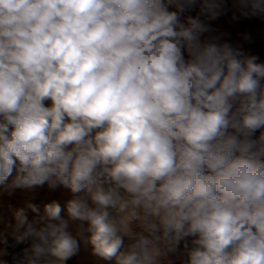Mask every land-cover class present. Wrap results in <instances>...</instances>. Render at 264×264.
Wrapping results in <instances>:
<instances>
[{"label":"clouds","instance_id":"clouds-1","mask_svg":"<svg viewBox=\"0 0 264 264\" xmlns=\"http://www.w3.org/2000/svg\"><path fill=\"white\" fill-rule=\"evenodd\" d=\"M225 9L0 0V186L72 194L0 232L29 244L17 264H66L81 241L114 264H264V62L201 39Z\"/></svg>","mask_w":264,"mask_h":264},{"label":"trees","instance_id":"trees-1","mask_svg":"<svg viewBox=\"0 0 264 264\" xmlns=\"http://www.w3.org/2000/svg\"><path fill=\"white\" fill-rule=\"evenodd\" d=\"M225 4V12L216 20L207 21L201 17L213 29L212 32L203 34L201 39L218 37L220 41L232 43L243 52L250 51L264 59V16H243L236 0H225ZM170 10L175 9L170 8ZM197 14L193 11L185 12L182 14L181 20L184 22L188 15L196 16ZM246 31L248 41L243 46H239ZM256 135L258 136L259 132ZM71 196L70 191L63 186H58L55 189L49 188L47 184L31 189H5L0 186V230L4 231L7 224L15 222V213L20 209H23L27 217L32 219L38 214H43L44 205L47 203L56 201L64 208L66 201ZM29 205H35L39 209V213H34ZM189 247H191L190 238ZM181 249H183V242ZM66 264H114V262H106L94 256L91 246L85 245L81 241L78 253L66 261ZM175 264H184V261Z\"/></svg>","mask_w":264,"mask_h":264},{"label":"crops","instance_id":"crops-1","mask_svg":"<svg viewBox=\"0 0 264 264\" xmlns=\"http://www.w3.org/2000/svg\"><path fill=\"white\" fill-rule=\"evenodd\" d=\"M191 11L199 13L198 6H197V8H195ZM0 232H4V231L0 230ZM9 237H10V239H12L11 235L7 236V239H9ZM26 247H29V244H16V242L13 239L11 241L8 240L7 245L0 244V249H6V253H8L9 250H12V251L15 250L13 257L10 259V261H5L4 263H2L0 261V264H17V261L19 260V258L23 254V249ZM4 255H7V254H4ZM168 259L172 261V264H175V263L185 261L186 256L181 255V254H176V255H170Z\"/></svg>","mask_w":264,"mask_h":264},{"label":"rangeland","instance_id":"rangeland-1","mask_svg":"<svg viewBox=\"0 0 264 264\" xmlns=\"http://www.w3.org/2000/svg\"><path fill=\"white\" fill-rule=\"evenodd\" d=\"M248 41V33H247V31L245 32V34H244V36H243V38H242V40L240 41V43H239V46H243L246 42ZM244 53L246 54V55H255V54H253L252 52H250V51H244ZM257 56V55H256ZM259 57V56H258ZM259 62H264V59L262 58V57H259ZM6 234V233H5ZM7 235V234H6ZM7 236H10V235H7ZM12 239L14 240V238L12 237ZM12 239H10V237H9V241H11ZM15 241V240H14ZM14 252H15V250H9V252L8 253H6L7 255H4V254H0V261L2 262V263H4L5 261H10V259L13 257V254H14Z\"/></svg>","mask_w":264,"mask_h":264},{"label":"built area","instance_id":"built-area-1","mask_svg":"<svg viewBox=\"0 0 264 264\" xmlns=\"http://www.w3.org/2000/svg\"><path fill=\"white\" fill-rule=\"evenodd\" d=\"M48 103H50V102H48Z\"/></svg>","mask_w":264,"mask_h":264}]
</instances>
